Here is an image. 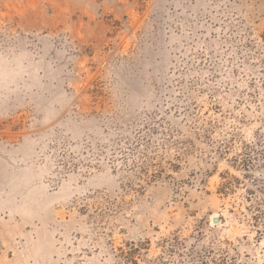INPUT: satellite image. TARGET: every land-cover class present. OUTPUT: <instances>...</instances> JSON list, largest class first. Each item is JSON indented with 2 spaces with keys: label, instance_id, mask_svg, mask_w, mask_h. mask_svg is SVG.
Segmentation results:
<instances>
[{
  "label": "rangeland",
  "instance_id": "374dc122",
  "mask_svg": "<svg viewBox=\"0 0 264 264\" xmlns=\"http://www.w3.org/2000/svg\"><path fill=\"white\" fill-rule=\"evenodd\" d=\"M264 264V0H0V264Z\"/></svg>",
  "mask_w": 264,
  "mask_h": 264
},
{
  "label": "trees",
  "instance_id": "16d2710c",
  "mask_svg": "<svg viewBox=\"0 0 264 264\" xmlns=\"http://www.w3.org/2000/svg\"><path fill=\"white\" fill-rule=\"evenodd\" d=\"M134 244L131 242L126 243V248L119 247L118 253L116 255V263L115 264H135V254L136 248L133 246Z\"/></svg>",
  "mask_w": 264,
  "mask_h": 264
}]
</instances>
